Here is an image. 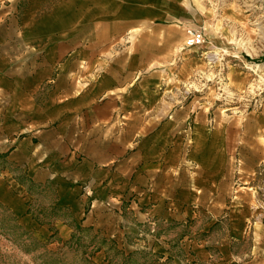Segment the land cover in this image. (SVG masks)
<instances>
[{
	"label": "crops",
	"instance_id": "obj_1",
	"mask_svg": "<svg viewBox=\"0 0 264 264\" xmlns=\"http://www.w3.org/2000/svg\"><path fill=\"white\" fill-rule=\"evenodd\" d=\"M208 2L0 0V202L21 224L175 264H264V103L191 95L222 51L215 15L240 19ZM199 25L207 43L177 52Z\"/></svg>",
	"mask_w": 264,
	"mask_h": 264
},
{
	"label": "rangeland",
	"instance_id": "obj_2",
	"mask_svg": "<svg viewBox=\"0 0 264 264\" xmlns=\"http://www.w3.org/2000/svg\"><path fill=\"white\" fill-rule=\"evenodd\" d=\"M208 3L234 9L240 19L226 17L222 12L215 15L211 29L215 40L224 41L219 49L223 52L214 50L208 54L213 73L198 77L191 95L230 109L254 108L264 103V0ZM210 57L213 60L209 61ZM237 69L245 73L240 84L235 83L232 73ZM45 214L48 213L42 212ZM41 236L37 229L21 224L0 202V264H175L172 256L163 259L149 249L113 243L92 228L76 226L71 238L64 241L55 235L47 239ZM128 254L131 256L126 259Z\"/></svg>",
	"mask_w": 264,
	"mask_h": 264
},
{
	"label": "built area",
	"instance_id": "obj_3",
	"mask_svg": "<svg viewBox=\"0 0 264 264\" xmlns=\"http://www.w3.org/2000/svg\"><path fill=\"white\" fill-rule=\"evenodd\" d=\"M207 42L206 38V29L204 26L200 27H193L186 29V39L184 42L183 47H179L177 52H181L184 49L194 48V47H201ZM213 58H209L210 60ZM259 106V105H258Z\"/></svg>",
	"mask_w": 264,
	"mask_h": 264
},
{
	"label": "trees",
	"instance_id": "obj_4",
	"mask_svg": "<svg viewBox=\"0 0 264 264\" xmlns=\"http://www.w3.org/2000/svg\"><path fill=\"white\" fill-rule=\"evenodd\" d=\"M130 256H131L130 254L125 255V258H126V259H129Z\"/></svg>",
	"mask_w": 264,
	"mask_h": 264
}]
</instances>
